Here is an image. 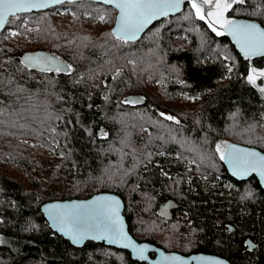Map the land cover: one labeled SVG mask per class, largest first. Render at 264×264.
Returning a JSON list of instances; mask_svg holds the SVG:
<instances>
[{
    "label": "trees",
    "instance_id": "obj_1",
    "mask_svg": "<svg viewBox=\"0 0 264 264\" xmlns=\"http://www.w3.org/2000/svg\"><path fill=\"white\" fill-rule=\"evenodd\" d=\"M63 4L70 7L66 21L51 7L11 16L0 32V264H147L104 242L72 244L41 210L47 200L100 191L123 197L139 240L264 264V188L254 175H230L217 151L222 140L264 150V76L254 85L247 79L252 69L264 72V56H242L223 29L217 35L199 19L190 0L128 42L110 35L113 6ZM101 13L111 17L106 26L95 24ZM226 15L264 24V0L234 3ZM8 28L15 35L6 37ZM32 50L50 51L62 70L26 64L22 56ZM39 143L58 158L48 177ZM171 158L183 163L177 176L161 171ZM199 173L239 185L231 208L218 207ZM167 198L178 203L172 218L158 213ZM247 236L259 244L253 250Z\"/></svg>",
    "mask_w": 264,
    "mask_h": 264
},
{
    "label": "snow or ice",
    "instance_id": "obj_2",
    "mask_svg": "<svg viewBox=\"0 0 264 264\" xmlns=\"http://www.w3.org/2000/svg\"><path fill=\"white\" fill-rule=\"evenodd\" d=\"M54 2L61 3L62 0H54ZM104 2L114 5V8L119 11L116 27L110 35L128 42L135 39L137 34L151 19L177 10L181 0H104ZM244 2L245 0H200V3H197L196 0H193L192 8L195 9L199 19L205 20L207 16L209 26L212 27L214 32H217V35H221L222 33L217 31L216 25H219L221 29L233 35L246 57L255 54L264 55V30L254 23H239L225 18V13L232 8L234 3L242 4ZM202 5H208L210 8L206 14L203 11ZM47 6L46 3H42L40 0H0V28H3L8 22L9 16L15 17L17 13ZM101 19L103 20L104 17H101ZM40 59L44 60V66L41 68V71L60 72L62 70L60 67L55 66L49 58H42L39 55L25 57L27 61ZM68 70H71L70 65L68 66ZM257 76H264V72L257 73L255 69H252L247 77L248 82L254 85ZM260 91L264 92V88H261ZM167 119L171 120L173 118L168 116ZM225 148L231 149V151H228L227 154H221V159H228L234 165V170L238 173L242 172L246 174L250 171H258L264 177V157H259L255 152L235 149L230 145H225ZM217 151H220L219 145L217 146ZM104 200L105 198L100 197L91 202L96 206L94 214L97 220L102 219L100 210L107 207L103 203ZM86 208L87 206L84 204H55L48 206L47 210L59 222L61 230L66 229L68 233H74L75 230L76 234L73 235V238L79 240L83 236L79 234L78 224L74 223V221H78L88 214L85 211ZM108 219L112 221L111 232L113 238L126 239L122 230L115 227L118 221L111 216ZM126 246L133 247L140 258H146L144 257L146 248L137 247L131 242ZM165 259L170 258L165 257ZM171 259L176 258L173 257Z\"/></svg>",
    "mask_w": 264,
    "mask_h": 264
},
{
    "label": "water",
    "instance_id": "obj_3",
    "mask_svg": "<svg viewBox=\"0 0 264 264\" xmlns=\"http://www.w3.org/2000/svg\"><path fill=\"white\" fill-rule=\"evenodd\" d=\"M69 1H79V0H62L61 3H55L54 0H40L42 3H46L48 6L43 8H34L28 11L20 12V13H29V12H35V11H41V10H47L51 7H54L59 4H63ZM98 2H104V0H94ZM188 0H181L180 6L177 10L170 11L167 13V15H160L153 19H151L144 27L143 29L137 34L136 38L130 41H136L139 40L144 33L158 20L175 15L180 13L183 8L185 7V4ZM108 4V3H105ZM114 7L112 4H108ZM117 10V9H116ZM19 14V13H17ZM119 15V11L117 10L115 15V21L112 26V31L116 27V20ZM11 16H9L8 20ZM230 20H235L239 23H254L256 24L260 29L264 30V24L260 22L259 20H256L254 18L245 17V16H237L233 17ZM8 23V22H7ZM7 23L4 25L3 28H0V32H2L5 28ZM224 30V29H223ZM225 33L229 35L233 43L236 45L239 52L242 54V56L246 57L244 52L241 50L240 45L237 43L236 39L233 37V35L229 34L227 31L224 30ZM39 55L42 58H49V59H58L55 57L50 51L46 50H32V51H26L24 52L22 59L24 62L31 66H38L37 60L34 61H27L25 60L26 56H36ZM264 55L255 54L247 57H260ZM59 60V59H58ZM40 67H43L40 65ZM144 101V99H142ZM227 145L233 146L235 149H240L248 152H255L258 154L259 157H264V150L248 145L243 144L235 141H228ZM228 151H231V149H224L223 154H227ZM227 170L229 171L230 175H232L237 180L243 181L251 176H256L259 180L261 186L264 188V177L260 175L258 171H250L245 173L237 172L234 170V165L229 162L228 159H223ZM103 197L105 200L103 201L104 204L107 205L106 208H103L100 210V214L102 215L101 220L96 219L95 208L96 206L93 205L91 202L97 200V198ZM73 205V204H84L87 206L86 212L87 215L80 218L78 221H74V223L78 224L79 228V234L83 236L82 239L76 240L73 238V235L76 234L75 230L74 233H68L67 230H61V225L58 221H56L53 218V215H50V212L47 210L48 206L50 205ZM178 206V203L173 198H167L164 201L160 202L158 207V212L161 216H164L166 218H172L174 215V208ZM41 210L43 211L44 216L46 217L47 221L51 225L52 229L57 231L59 234L63 235L65 238L69 239L72 244L76 246H82L84 245L88 240H94L96 242H104L107 245H112L118 248H123L128 251H130L132 257L134 259L140 260V261H146L148 264H235L230 259H228L225 256L216 254V253H209V252H193L188 255L181 253L176 250H166L165 248L158 246L157 244L148 241V240H139L136 238L129 228V223L127 221L126 214L124 212L125 210V201L123 197L113 191H100L97 193H94L93 195L89 197H73V198H63V199H52L47 200L41 204ZM113 217L118 222L116 223L115 227L118 229H121L126 239H114L112 236L111 228H112V221L109 220V217ZM129 242L135 244L137 247H144L146 248V251L144 252V259L140 258L138 256L136 250L131 246H126L129 244ZM247 243H250L251 248L256 246L255 244H252L250 239H247ZM151 252H155V255L152 256ZM165 257H169L170 259H165ZM175 257L176 259H171Z\"/></svg>",
    "mask_w": 264,
    "mask_h": 264
},
{
    "label": "flooded vegetation",
    "instance_id": "obj_4",
    "mask_svg": "<svg viewBox=\"0 0 264 264\" xmlns=\"http://www.w3.org/2000/svg\"><path fill=\"white\" fill-rule=\"evenodd\" d=\"M50 60L52 61V63L55 66H58V67H63L64 66L63 63L60 60L56 59V58H55V60L54 59H50ZM37 65L38 66H40V65L44 66V60L43 59L37 60ZM219 145L222 148V152H223L224 149H225V145H227V141H223L222 140V141L219 142ZM183 168H184L183 163L178 162V161H177V163H175L174 160H173V162H172L171 165L168 164V165L162 166V170L161 171H162V173H164L165 175H168V176H177L178 174H180L183 171ZM195 174L196 173H190L188 175V179L187 180H188V183L189 184L192 183V179H193V177H194ZM198 176L201 177L200 178V181H201L200 183L205 188H208V189L213 188L212 191L217 196V200H218V204H219L218 207H221V208H223V207H229V208H231V202H232L233 195H236V194H238L240 192V188H239V185L238 184L234 183L231 179L227 178L225 180H228L232 184L236 185L238 187V189L236 191H234V190H232L230 188H229V190H226V188H224V185H225L224 181H221V180H224V178H221L217 182V185L216 186H213L212 182L215 181V180H217L216 178H210V176L208 174H206V173H199ZM213 198H216V197L213 196ZM176 208H178V206ZM176 208H174V215H175V209ZM177 215L178 216H182V217H188L189 216V213H188L187 210H183V211L182 210H178ZM235 229H236L235 225L231 224L229 226V230L230 231H232V230L234 231ZM247 239H250L251 242H252V244H255L256 246H254L253 248H251V246H253V245H251L250 243H247ZM244 244L248 245L249 248H251L252 250L259 245L258 243L254 242L249 236H247L245 238ZM176 251H178V250H176ZM179 252H181V251H179ZM193 252H205V251H191L189 253H184V252H181V253H184V254L188 255V254L193 253ZM209 253H212V252H209ZM151 255L154 256L155 255V252H151ZM147 264H148V262H147Z\"/></svg>",
    "mask_w": 264,
    "mask_h": 264
},
{
    "label": "rangeland",
    "instance_id": "obj_5",
    "mask_svg": "<svg viewBox=\"0 0 264 264\" xmlns=\"http://www.w3.org/2000/svg\"><path fill=\"white\" fill-rule=\"evenodd\" d=\"M190 2L193 3V0H190ZM196 2L200 3V0H196ZM67 8H69V10H70L69 6H67ZM202 8H203V11L205 12V14L210 10L208 5H202ZM99 16L100 17L98 18V23H103V24H107L108 23L109 24L111 22L110 15H107L106 13H101ZM101 17H104V19L102 20ZM225 18L230 20V18H228V16L226 15V13H225ZM206 20H207V16H206ZM216 28L218 30H222L219 27V25H216ZM14 31L15 30L6 31V33H5L6 37L12 36ZM1 43H2V41H0V44ZM261 71L262 70H256L257 73H259ZM39 146L43 149V152L40 153L41 154L40 155V159H41L42 168H43V173L42 174H43L44 177H48L52 173V170L49 169V167L52 166L53 164H55V162L58 161V158H57V156H55V153H54L53 150L48 149V148H43L45 146L43 144H40V143H39ZM2 164H3V166H5L6 162H3ZM216 179H218V178H216ZM213 185H215V182H213ZM224 188H226V190H229V188H230V189H232L234 191H236L238 189V187L236 185L230 184L229 182L225 183Z\"/></svg>",
    "mask_w": 264,
    "mask_h": 264
},
{
    "label": "built area",
    "instance_id": "obj_6",
    "mask_svg": "<svg viewBox=\"0 0 264 264\" xmlns=\"http://www.w3.org/2000/svg\"><path fill=\"white\" fill-rule=\"evenodd\" d=\"M52 14H53V16L55 17V19H57V20H61V21H66L68 18H69V14H70V10H69V8H67L64 4H59V5H56V6H54V8H53V10H52ZM100 17V16H99ZM98 17V18H99ZM98 18H97V20L95 21V24L97 25V26H104V25H107V24H103V23H98ZM9 30H11L10 28H8V29H6V31H9ZM176 156H177V153H175L174 154V158H176ZM174 158H171V159H167L166 161H165V164L166 165H168L169 164V162H171V161H173L174 160V162L176 161V159H174ZM161 170H162V167H161ZM221 178L220 177H218V179L217 180H215V181H213V182H215V185H213V186H216L217 185V182L220 180ZM221 181H224V183H230V184H232L230 181H228V180H221ZM213 182H212V184H213Z\"/></svg>",
    "mask_w": 264,
    "mask_h": 264
}]
</instances>
